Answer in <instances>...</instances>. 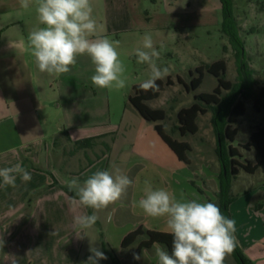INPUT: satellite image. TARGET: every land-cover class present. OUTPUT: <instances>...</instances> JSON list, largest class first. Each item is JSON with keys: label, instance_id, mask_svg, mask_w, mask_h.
I'll use <instances>...</instances> for the list:
<instances>
[{"label": "crops", "instance_id": "obj_1", "mask_svg": "<svg viewBox=\"0 0 264 264\" xmlns=\"http://www.w3.org/2000/svg\"><path fill=\"white\" fill-rule=\"evenodd\" d=\"M161 1L92 0L93 15L102 25V35L130 33L135 36L129 40L128 51L121 54L129 70L135 69L134 61L137 60L135 50L142 48L143 36L146 33L154 34L151 37L154 47H157L163 40L159 36L161 30L171 27L180 28V20L176 19L175 15L171 14L170 18V14L160 12ZM212 15V10L206 9L195 16L203 22H209L213 20ZM172 18L174 22H171ZM41 26L35 6L22 9L19 0H0V74L6 72L15 76V84L12 80V84L3 81L0 86V124L9 118L12 120L18 118L20 123L25 118H30L41 125L44 131L51 125V130L56 129L54 135L60 138L56 143L55 138H52L53 135L42 134L40 139H49L43 147L39 142L35 148L23 149L24 153L14 154V164L0 165V169H3L21 163L31 174L29 181L22 180L21 176L16 174L15 186L4 185L3 182L0 184V239L3 240V247L0 248V264H25L24 258L27 252L34 256L48 253L47 256L53 261L52 264H85L91 255L89 249L93 247L89 241L91 238L89 234L92 237L94 235L100 237L101 244L102 240L108 243L123 264H158L155 247H163L159 244L142 250L139 253L140 260L133 259L139 242L128 248L122 247L124 238L139 227L170 233L165 217H151L139 207L141 197L136 199L138 189L142 191L147 180L152 187L155 185L153 189L162 188L170 193L174 189V195L178 200L183 195L184 199L201 203H216L217 194L215 199L203 193L201 186L195 182L194 176L197 172L183 167L181 161L176 155H172L158 133L151 128L145 130L142 121L130 145V159L123 174L132 179L127 199L114 202L111 210L113 218L109 220L110 216L106 224H101L97 219V223L99 222L97 229L91 227L82 232H74V217L81 214L90 215L88 208L74 205L73 197L58 186H50L54 178L60 185L66 187L73 178H77L78 182L83 184L87 178L103 170L97 168L99 163L85 167L82 165L79 168H75L73 163V158L80 152L83 154V150L77 151L72 147L74 142L83 139V118H95L99 113L83 111V82L71 78L83 77V56L87 59V55L77 56L76 63L70 66V71L65 74L53 76L39 71L34 57L26 51V47L29 33ZM139 32L141 35L138 37L134 35ZM117 39L121 41L120 37ZM161 59L162 57L159 60ZM141 65L149 68L147 64ZM24 76L32 79L24 80ZM41 76L54 78H50V84L42 88L39 83L40 78L38 79ZM137 85L140 84L133 87ZM48 93H51L50 98L45 97ZM57 117H60V120H56ZM64 129L67 130V134L63 132ZM111 134L113 132H99L91 136H102L99 140L106 150L96 161L103 162L107 159L110 144L104 139ZM160 151L162 154L159 153ZM4 154L6 151L0 152V155ZM42 159L45 162L44 166L40 165ZM168 159L173 166L177 164L181 167V173L172 171L173 167L167 164ZM133 172L134 176H130ZM235 190L233 183L232 192ZM237 193H243L245 196L236 199L230 206L231 219L236 222L234 235L245 254L255 264H264V189L244 188ZM141 196H144V193ZM120 208L124 211L120 217H117ZM93 213L94 209H92ZM98 249L101 251V248ZM130 249H133L132 253L123 254L125 250ZM82 254L83 261L80 262ZM105 255L108 258L100 260L98 264H111V259L107 254ZM27 262L26 264L33 263Z\"/></svg>", "mask_w": 264, "mask_h": 264}, {"label": "rangeland", "instance_id": "obj_2", "mask_svg": "<svg viewBox=\"0 0 264 264\" xmlns=\"http://www.w3.org/2000/svg\"><path fill=\"white\" fill-rule=\"evenodd\" d=\"M206 9H210L213 12V20L209 22H203L202 19L199 20L195 16L200 11ZM159 10L168 15L170 14V18L172 15H175L174 17L180 20V28L171 27L159 32V36H161L163 40L160 46L155 47L156 50L161 53L160 57H162L161 60H157V65L161 68L167 67L169 69V74L167 76L171 75L170 77L174 84L167 87L162 92L160 98L150 101L148 104L153 108H162L167 112L166 120L160 121L159 123L164 125L168 134L176 139L190 143L192 146V152L189 155L191 165L188 166L184 162H181V165L187 169L190 168L193 172H197L198 174L196 173L194 176L196 179L195 182L201 186V191L216 199V194L219 190L218 176L220 166L216 154V137L211 122V113L201 115L198 118L199 131L195 135L190 134L182 137L179 132L175 130V126L178 123V112L184 107H189L195 101L194 92H189L186 87L178 81V76L189 83L190 69H195L201 64L225 59L227 63V79L235 82L237 78L238 74L235 65L234 51L231 47L229 38L222 32L221 28V2L220 0H162L159 4ZM234 14L241 28V37L246 42L248 63L256 71V91L258 93L259 90L264 87V0H234ZM95 19L97 20V18ZM171 20V22H174L173 18ZM99 26L102 28V25L99 24ZM134 35L138 37V35L141 34L139 32ZM151 36H154V34ZM106 37L111 41H119L117 51L120 54L121 61L125 65L126 70L124 77L126 78V86L123 89H102L95 87L91 81L95 66L88 56L86 57L87 59H84L83 56V77L72 76L71 78L83 82V111H96L99 113L95 118H83V138L94 136L99 132H113V134L104 139L107 141V144H110V148L107 152L108 155L105 161H96L98 160V156H102L101 154L106 152L105 148L101 145V140H98L93 150H83V154L80 152L73 158V163L75 164V168H79L82 165L85 167L91 162L93 164L99 163L97 164L98 169H106L115 176L124 174V170L130 159V145H132L140 129L141 122L144 121L145 130L151 128L154 132L155 123L143 119L138 111L128 102V97L133 94L134 91L133 86L148 79L150 75V69L144 68L141 63H137V60L134 61L135 69L129 70L126 66V60L123 55H121L128 51L129 40L135 36L130 33H119L113 36L107 35ZM119 37L121 41L117 39ZM167 76L163 79H166ZM23 78L27 80L31 77L24 76ZM39 78V83L43 88L45 85H49L50 78L53 79L54 77L41 76L38 77V79ZM11 80L12 83L15 84L14 75H8L6 72L0 74V86H2L3 81H9V83H11ZM34 81L36 82L35 78ZM216 85V78L210 74H206L202 86L196 93L211 92ZM50 94L51 93H48L45 97L50 98ZM51 96L53 97V95ZM63 99L65 98L63 97ZM246 108V114L242 116L235 125L239 134L233 143L234 146L240 149L242 154V158H240L241 162H245V159L254 161V151L245 150L241 148L240 145L248 142L251 133L263 122V114L258 113L254 109L252 100L246 101ZM56 120H60V117H57ZM62 126L65 125L62 124ZM49 127L50 128L44 131L41 125L35 123V121H32L30 118H25L21 123L18 118H14L13 120L9 118L3 121L0 124V152L6 151V154L0 155V165L6 163L14 164V154L19 152L24 153L23 149L35 148V146H38L39 142H41V147H43V144L48 143L49 139H40L42 134L46 136L53 135L54 137L52 138H55L58 142L60 138L58 139V136L53 133L56 129L54 128L51 130V125H49ZM162 143L164 142L162 141ZM72 147L74 148V146ZM72 147H70V149H72ZM168 149L172 155H175L169 147ZM159 153L162 154L161 151ZM108 157L110 159H108ZM44 163L42 159L40 165L44 166ZM167 164L173 167V172L181 173V167L177 164L173 166L170 159L167 160ZM130 176H134V172L131 173ZM234 183L236 189L233 191L234 195H238L239 193L237 192L244 188L248 190L249 188L262 187L264 189V168H260L254 175L242 171ZM128 193L129 188L121 199H127ZM143 193L144 189L142 191L138 189L136 199H140V197L142 199L144 196H141V194ZM171 193L174 194L175 190L172 189ZM244 196L243 193H240L237 199ZM113 204L114 203L110 204L107 208L94 210L101 224H106L110 216L111 218L109 220H112L113 215H111V210L113 209ZM122 211H124V209L120 208L117 217L122 215ZM129 222L133 223L132 221ZM98 224L99 222L97 223L96 221L92 227L97 229L99 227ZM95 236L96 235L92 237V235L89 234V238L91 237L89 239L90 244L93 247L101 248V239ZM128 252L132 253L133 249L128 251L125 250L123 254L126 255ZM39 254V256H34L32 253L27 252L24 258L25 264L27 261H29L27 263L33 262L32 264L53 263V261L49 260L47 256L48 253ZM82 261L83 254L80 259V262ZM224 264H235L231 254L226 256Z\"/></svg>", "mask_w": 264, "mask_h": 264}, {"label": "clouds", "instance_id": "obj_3", "mask_svg": "<svg viewBox=\"0 0 264 264\" xmlns=\"http://www.w3.org/2000/svg\"><path fill=\"white\" fill-rule=\"evenodd\" d=\"M19 4L22 9L35 6L38 22L42 25L29 33L26 47L40 72L53 76L65 74L76 63L77 56L87 55L95 66L91 76L95 87L123 89L126 86L125 65L117 51L119 41L102 35L93 15L92 0H19ZM135 55L137 63L147 64L150 69L140 89L158 91L156 81L165 78L169 69L157 65L161 53L154 47L150 34L143 36L142 48L136 49ZM16 174L24 181L31 180V174L21 163L0 169V180L4 185L15 186ZM131 184L128 176H113L105 170L97 171L83 184L73 178L68 188L75 193L74 205L99 210L121 199ZM139 207L151 217H165L173 237L171 254L164 247H155L158 264H224L226 256L236 247V222L224 216L215 203L187 200L183 195L178 200L165 189H153L146 180ZM97 219L95 213L75 216L74 232L91 228ZM89 251L91 255L85 264H98L108 258L96 247H90ZM133 259L140 260L141 255L134 253Z\"/></svg>", "mask_w": 264, "mask_h": 264}, {"label": "trees", "instance_id": "obj_4", "mask_svg": "<svg viewBox=\"0 0 264 264\" xmlns=\"http://www.w3.org/2000/svg\"><path fill=\"white\" fill-rule=\"evenodd\" d=\"M222 6V32L229 38L234 51L235 65L237 68V78L235 82L226 77L227 63L225 59H219L212 63H205L195 69H190V82L187 83L180 76L178 81L183 84L189 92H194V102L189 107L182 108L178 114V123L175 130L182 137L190 134L195 135L199 131L198 118L201 115L211 113V122L216 137V154L219 161V192L217 193V204L224 216L231 218L230 206L239 195H234L232 186L236 178L242 171L248 174H256L260 168H264V87L259 92L256 91L257 80L256 71L247 60L246 42L241 37V28L234 14V0H220ZM206 74L214 76L217 85L211 92L196 91L202 86ZM158 91H143L139 85L134 87L133 94L128 97V102L132 105L143 119L155 123L154 128L161 139L175 153L177 158L187 165H191L190 153L192 146L189 142L176 139L168 134L160 121L167 118V112L162 108H153L148 102L160 98L162 92L174 84L172 78L157 80ZM252 100L253 107L258 113L263 114V122L251 133L250 139L241 148L254 151V161L245 159L241 162L242 154L240 149L233 145L239 131L235 127L239 119L246 114V101ZM67 134V130H63ZM100 137H88L74 142L75 150H93ZM56 143H58L55 140ZM105 147L108 146L105 144ZM101 158L98 156L97 159ZM91 162L89 165H92ZM2 180H0V184ZM58 186L71 197L75 193L68 187L62 186L54 178L50 187ZM78 199V198H77ZM92 215V209L88 208ZM235 236V235H234ZM172 235L170 233L148 230L145 227L129 233L123 240L122 247L128 248L135 242H139L137 253L144 249H150L155 244L163 246L169 254L172 250ZM236 239V237H235ZM101 251L109 256L111 264H123L122 260L111 248L102 240ZM235 264H255L244 252L238 240L236 247L231 253Z\"/></svg>", "mask_w": 264, "mask_h": 264}]
</instances>
